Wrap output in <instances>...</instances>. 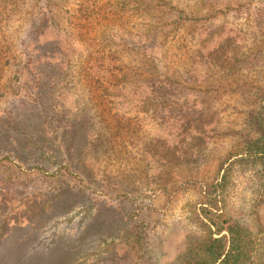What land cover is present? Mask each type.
I'll return each instance as SVG.
<instances>
[{
  "label": "trees",
  "instance_id": "trees-1",
  "mask_svg": "<svg viewBox=\"0 0 264 264\" xmlns=\"http://www.w3.org/2000/svg\"><path fill=\"white\" fill-rule=\"evenodd\" d=\"M213 2L0 0V87L12 74L14 84L10 86L17 105L13 127L24 141V149L19 150L29 146L42 151L51 137L57 141V151H62L58 155L66 156L59 167L77 180L82 175L79 171L86 165L94 166L99 157L148 156L157 147V140L145 128V121L161 127L171 120L169 126L176 134L191 130L198 143L206 112L211 113L223 96L239 98L242 129L228 135L232 145L218 163L223 174L198 185L203 199L193 206L192 215L199 236L182 264H253L259 260L253 247L258 234L228 213L224 197L232 167H261L259 175L264 178V44L260 41L264 35L260 28H253V44L247 54L236 45L229 51L222 40L211 47L206 24L221 21L222 14L215 12ZM246 3L229 8L225 15L250 16L254 5ZM50 30L60 32L65 42L76 36L74 42L81 48L76 59H62L53 66L52 54L41 51L33 41ZM219 32L215 30L216 37ZM257 66L261 70L258 78L236 77ZM56 81L69 84L84 102L76 120L59 111L52 91ZM85 107L92 110L89 117ZM139 142L143 144L139 146ZM138 148L142 152L134 151ZM96 154L97 158L92 157ZM0 158L7 162L11 157L6 154ZM89 160L93 163L88 164ZM26 161L20 162L25 165ZM73 163L77 169L69 168ZM34 168L45 172L40 165L33 164ZM128 177L117 181L115 187L121 193H129ZM112 180L104 175L102 184L111 189ZM79 181L89 182L83 177ZM60 188L66 191L69 185L64 181ZM128 217L127 239L141 240L148 228L141 211L134 207ZM133 249L129 247L128 255Z\"/></svg>",
  "mask_w": 264,
  "mask_h": 264
},
{
  "label": "rangeland",
  "instance_id": "rangeland-1",
  "mask_svg": "<svg viewBox=\"0 0 264 264\" xmlns=\"http://www.w3.org/2000/svg\"><path fill=\"white\" fill-rule=\"evenodd\" d=\"M245 1L254 5L250 16L225 15L229 8L245 6ZM213 3L215 12L222 14L221 21L206 24L205 35L211 47L224 41L229 51L236 45L247 54V48L253 44V28H260L264 35V0ZM216 23L221 28H216ZM215 30L220 31L219 37L215 36L218 34H214ZM74 40L65 42L60 32L50 30L33 41L41 51L52 54L56 66L62 59L67 62L78 57L81 48ZM260 41L264 44V37ZM259 71L257 66L241 71L236 77L255 79ZM7 76V83L0 87V156L8 154L11 158L7 162L0 158V264H182L193 240L199 236L192 215L193 206L203 199L198 185L210 183L217 174H223L218 170L219 159L232 145L228 135L242 129V101L223 96L211 113L207 111L201 121L198 143L193 140L197 135L191 130L176 134L175 128L169 126L171 120L161 127L145 121L144 126L157 140V147L148 156L137 154L127 159L123 154H109L104 159L99 157L95 164L89 160L88 164L94 166L86 165L78 176L79 180L88 179L87 184L73 179L59 167L66 156L58 155L62 151H57V141L51 137L42 151L31 150L29 146L19 150L24 149V141L14 132L13 114L17 105L14 87L10 86L14 81L12 74ZM52 91L53 97L58 98L55 102L59 111L68 112V119L76 120L84 103L79 101V93L58 81ZM84 111L87 117L91 115L92 110L85 107ZM134 151L142 152L139 148ZM24 158L25 165L20 162ZM33 164L40 165L45 172L32 169ZM69 168L77 169L78 165L73 163ZM260 169L232 167L224 197L228 213L258 234L259 240L253 247L259 260L253 264H264V178L259 175ZM104 175L113 179V188L102 184ZM127 175L129 193H121L115 186L120 177ZM64 181L69 185L66 191L60 188ZM134 207L141 211L148 226L141 240L127 239L128 213ZM130 246L134 249L128 255Z\"/></svg>",
  "mask_w": 264,
  "mask_h": 264
}]
</instances>
